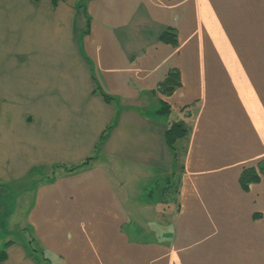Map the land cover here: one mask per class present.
Masks as SVG:
<instances>
[{"label": "crops", "instance_id": "1", "mask_svg": "<svg viewBox=\"0 0 264 264\" xmlns=\"http://www.w3.org/2000/svg\"><path fill=\"white\" fill-rule=\"evenodd\" d=\"M53 1L0 0V190L36 179L1 223L0 264H264V0ZM169 27L176 45L159 39ZM171 69L181 85L161 95ZM172 119L189 130L177 159ZM162 177L172 219L142 218L166 210ZM21 209L38 252L9 238Z\"/></svg>", "mask_w": 264, "mask_h": 264}, {"label": "rangeland", "instance_id": "2", "mask_svg": "<svg viewBox=\"0 0 264 264\" xmlns=\"http://www.w3.org/2000/svg\"><path fill=\"white\" fill-rule=\"evenodd\" d=\"M149 179H147V181ZM35 183H36V179L34 180V179L27 178V179L19 180L18 182H15L14 184L9 183V184L4 185V187H1L0 204H2L1 202L5 203L4 213L0 214V227L2 228V229L0 228V244L2 246H4L3 245L4 241L2 240V235H4V233H6V231L3 229L5 227L1 223H3L2 222L3 220H6L5 214L6 213L8 214L9 210L14 208L15 198H16V195L18 194V192L21 194V197L24 195V197H26V200H28V202L30 201L27 196L32 191L29 190L25 194L24 188L31 187V186L35 185ZM169 184L172 185V187L174 188V182L173 181L165 182L163 177L161 179H156V181H154V184H152L153 187H152V191H151V195H152L151 199L155 203H157L158 206H159V204H161L160 208L163 207V208H166V210H163V209H162V211L156 210V209L153 210V208L151 207L149 209L148 213L145 214L148 217L143 216L142 218L157 219V220H161L163 222L172 219L171 211L173 208H172V206H168V205L172 204L174 201L173 190H172V194L165 193L168 190V189H165V187L168 186ZM141 185H143V182L141 180L128 181V184L126 185V187L129 188V191L133 190L132 192H130L132 194L131 198H133V197L136 198V194L138 193V194H140V200H141V198L143 199V197L146 194H148L147 190H145V192H144L143 187H141ZM115 189L118 192V189L117 188H115ZM137 189H139L140 191L135 192ZM147 196L148 195H146V198H147ZM131 201L134 202L133 199H131L130 202ZM20 205H23V204H20ZM126 208H128L126 205H122V209H124L127 213ZM168 209H170V211ZM134 216L138 217L137 213H134ZM26 217H27V212H24V209L19 210L18 212H16L14 215H12L10 217V221L8 223V225L9 224L11 225V227H10L11 229L8 230V234L10 236L9 238L18 241V240H21L22 238L27 240V237H28L29 238L28 242H30V247H32L33 249L41 250L39 240L37 239L35 233H33L31 231L30 227H28V228L27 227H23V228L20 227L21 224H23V223L25 226V221L27 219ZM140 218H141V215H140ZM129 230L131 231V229H129ZM147 231L149 233H151L152 229H147ZM132 233H133L132 235L139 236V237L142 236V238L144 237V238H148V239H152L154 236L152 234H147V233H145V234H139L138 232H132Z\"/></svg>", "mask_w": 264, "mask_h": 264}, {"label": "trees", "instance_id": "3", "mask_svg": "<svg viewBox=\"0 0 264 264\" xmlns=\"http://www.w3.org/2000/svg\"><path fill=\"white\" fill-rule=\"evenodd\" d=\"M53 3H56V0L53 1ZM79 6L85 9L84 3L80 2ZM87 24L86 28L84 30V33H88L90 30V17L87 15ZM159 39L167 44H172L176 45L178 42V37H177V31L175 28L169 27L163 30L159 34ZM181 85V79H180V73L177 69H171L168 71L166 77L159 83L157 86L158 92H160L163 95H171L179 86ZM97 90L100 91L105 99L109 102L111 101H116V98L109 95L106 93L104 90L101 89L99 83L97 82ZM161 103V108L159 110L160 114L165 116V115H170L172 112L170 104L164 99H160ZM109 128H107L104 133L101 135V138L99 140L102 142L104 138L106 137L107 131ZM189 133L188 127L185 124V121L183 119L175 120L172 119L169 121V126L166 130V141L169 146V148L173 151L175 159H177V147L176 144L180 139H184L187 137ZM262 169V167H260ZM260 178V174L258 172V169L256 166H250L246 167L240 176V183L243 189L247 190L249 189V186L253 182H257ZM11 241H8L4 244V246H0V263L4 261L7 258V251H6V246L10 245ZM31 252H38L37 249H33L30 247Z\"/></svg>", "mask_w": 264, "mask_h": 264}]
</instances>
